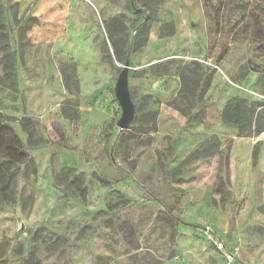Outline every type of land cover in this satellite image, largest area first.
<instances>
[{"label":"rangeland","instance_id":"obj_1","mask_svg":"<svg viewBox=\"0 0 264 264\" xmlns=\"http://www.w3.org/2000/svg\"><path fill=\"white\" fill-rule=\"evenodd\" d=\"M3 3L17 48L12 15L36 16L37 0ZM60 6L56 45L32 42L27 30L17 90L0 82V114L24 143L20 118L37 121V142L26 146L13 199L0 196V264H25L35 232L40 264H264L262 141L219 123H186L175 108L179 72L193 60L221 69L234 84L255 61L264 66V0H60ZM145 13L150 29L136 46ZM126 60L135 117L120 130L114 86ZM67 101L76 104L75 121L62 114ZM77 174L84 195L69 184Z\"/></svg>","mask_w":264,"mask_h":264},{"label":"trees","instance_id":"obj_2","mask_svg":"<svg viewBox=\"0 0 264 264\" xmlns=\"http://www.w3.org/2000/svg\"><path fill=\"white\" fill-rule=\"evenodd\" d=\"M4 1L6 0H0V53L3 72V77L0 78V82L11 92H14L18 87L17 64L19 60H21V62L23 61V47L26 43L25 41H27L26 31L33 25L38 24L39 20L34 15L23 16L18 20L16 16L11 14L13 21L19 27L17 36L18 46L17 48H12L9 37V26L4 20L5 14L9 11V8L5 7ZM144 9L146 8L144 7ZM151 21V17L145 13L143 20L136 25V33L140 40V42L136 43V46L142 45L143 42L140 36L142 37L144 34L148 33ZM132 43L133 41H130L126 45L127 49L125 51V56ZM113 50L116 58H120L122 51L116 48L114 43ZM219 57H221V54ZM247 62L252 63L254 60L249 58ZM254 63L255 66L244 71L242 70L241 79L239 80L242 81L250 71L259 73V77L256 81V88L259 93L264 95V66L260 67L256 61ZM190 64H192L193 67H189V65L184 66L179 72L181 87L178 91L175 108L186 115V123L203 122L206 108L204 95L210 85L215 69L210 71L208 70L209 67L204 69V66L197 60L191 61ZM121 69L122 67L117 68L118 73ZM202 75H204V79H202ZM229 79L234 81L232 76L229 77ZM201 81L203 82L201 83ZM65 86L68 89V84L65 83ZM197 89H199V91H197ZM129 92L131 96L132 92ZM67 104L68 108L63 104L61 108L62 114L64 117L72 119L73 121L77 120L79 118V113L75 106L76 104L70 101H67ZM155 114L156 111L148 112V115L152 118H154ZM220 118L224 125L233 127L236 130L237 137L257 135L264 131V101L246 96L234 95L225 102L221 110ZM19 123L21 129L27 135L25 143L10 121L3 119L2 114H0V196L8 201L13 199L14 186L21 165L29 157L26 146L27 144L37 142V140L34 139L37 121L30 116L24 115L20 118ZM152 129L155 130V126H153ZM253 155L256 156V149L253 150ZM83 181L82 175L77 174L69 184L74 187L80 195H84L85 187L83 186ZM260 210L264 214V207H261ZM36 236L37 234L35 232L32 234L31 238H29L23 258L25 264H40L35 254L36 244L34 240ZM2 243L3 242L0 243V246ZM4 250V248H1L0 256Z\"/></svg>","mask_w":264,"mask_h":264},{"label":"crops","instance_id":"obj_3","mask_svg":"<svg viewBox=\"0 0 264 264\" xmlns=\"http://www.w3.org/2000/svg\"><path fill=\"white\" fill-rule=\"evenodd\" d=\"M29 1L30 0H23L25 3H28ZM62 11L60 0H37L33 13L39 19V24L32 26L29 29L28 35L31 41L38 44L41 43L55 46L56 41H58L56 33L59 32L61 28ZM258 77L259 73L250 71L239 84H234L221 69L215 70L210 85L204 95L206 102L204 120L209 123H219L224 125L220 118L221 110L225 102L234 95L246 96L264 101V95L259 93L256 88ZM234 131L236 133L235 129ZM253 140L255 143L262 141L259 149V161L263 164L264 131L254 135ZM257 154L258 150L256 149V155ZM216 241L221 240L217 238L215 244Z\"/></svg>","mask_w":264,"mask_h":264},{"label":"water","instance_id":"obj_4","mask_svg":"<svg viewBox=\"0 0 264 264\" xmlns=\"http://www.w3.org/2000/svg\"><path fill=\"white\" fill-rule=\"evenodd\" d=\"M128 68L129 63L128 60H126L116 78L114 86L115 97L121 109V114L116 122L120 130L128 128L135 114V105L130 96L128 87Z\"/></svg>","mask_w":264,"mask_h":264},{"label":"built area","instance_id":"obj_5","mask_svg":"<svg viewBox=\"0 0 264 264\" xmlns=\"http://www.w3.org/2000/svg\"><path fill=\"white\" fill-rule=\"evenodd\" d=\"M216 244H217V247L219 249H223L224 248L223 243L221 241H216Z\"/></svg>","mask_w":264,"mask_h":264}]
</instances>
